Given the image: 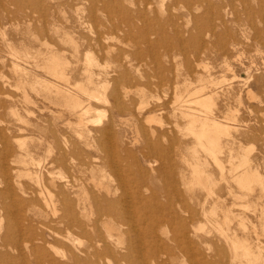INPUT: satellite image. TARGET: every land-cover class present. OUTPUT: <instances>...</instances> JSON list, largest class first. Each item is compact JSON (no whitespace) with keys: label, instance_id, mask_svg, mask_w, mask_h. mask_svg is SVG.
<instances>
[{"label":"rangeland","instance_id":"1","mask_svg":"<svg viewBox=\"0 0 264 264\" xmlns=\"http://www.w3.org/2000/svg\"><path fill=\"white\" fill-rule=\"evenodd\" d=\"M144 1L0 0V71L6 77H3V75H1L2 78L0 77V85H3L2 88L0 86L2 92L0 101L2 99L5 101V104L4 102L0 103V133L3 130L4 135L9 138L14 149L10 152L13 154L8 155V158L0 157V162H5V164H0V191L3 190V187L6 188L2 181L4 169H7L12 176V180L14 178L13 181L11 180L10 186L15 190H19L20 186L24 185V187L22 186L23 191L20 189V193L22 191L23 195L17 190L16 192L22 200L23 198L26 200H23L22 206L11 207L13 213L10 214V217H4L3 211L0 212V215L2 213V217L0 216L2 231L7 223L10 224L16 221L21 232L24 230V232H27L28 230V233L35 237L34 241L38 238L37 241L40 243H44L47 239L44 243L46 249L56 250L59 253H61L60 250L66 252L67 247L64 246V250L63 244L65 241L59 242L58 238L62 240L61 235L67 234L68 231L73 232L72 228L65 227L64 222L62 223L58 219L62 214V209L54 214L51 207L42 204L41 196L38 195L40 188H37L38 191L36 189V187H40L39 184L35 182L33 175L24 174L26 173V167H30L29 170L33 172L36 166L33 163L26 166L22 162L21 156L17 155L21 149L16 138L11 136V134L17 135L19 132L18 127H23V131L18 133L21 136L20 140L27 141L29 139L25 145L33 148L34 155L37 158L46 155V151H48L47 140L50 139L46 137L49 136V131L53 127L54 129L57 128L59 139H62L63 134L70 135L68 138H76L73 128L78 124V120L76 115L72 116L71 106H68V103L65 104L66 106L63 105L65 103L63 102L64 99L54 95L53 91L50 92L53 84H64L61 79L59 80L56 76L50 74V61L57 55L60 59L59 69L63 67L64 72H67L66 76L70 78L68 86L73 90L76 88L74 84L87 85L86 71L94 73L92 80L95 83H105L107 85L109 83V90L113 88L111 86L114 85V78L117 79L122 71L128 73L130 77L124 83L130 93L129 98L124 97L123 103L127 102L126 106L130 105L133 108L132 114L126 111L117 115L111 112L110 102L108 105L105 104V101L100 100V103H98L99 101L93 100L91 101L94 104L92 108L95 106L96 108L90 111L91 115L89 114V118H91L88 127L93 136L96 135L97 130L109 122L111 123L112 132L109 137L105 138V142L107 145L109 143L110 146L115 145L114 149L117 146L115 150L118 148L119 155L116 154V159H119L120 172L122 173L120 178L122 180L116 177L112 167L106 166L94 170L88 168L84 172L55 168L53 171L58 182L64 176L63 179L69 178L71 183L76 182L79 185H86L85 188H89L83 190L80 187H77L78 189L75 187L74 190H78L79 195H86L90 200L93 199L92 191H96L94 187L98 190L96 194H101L98 195L101 196L100 199L104 196L109 200L112 198L113 202L119 199L116 206L121 203L119 207L122 206V210L129 212L131 215L133 214L135 228L142 233L143 230H149L153 224L163 228L168 236L160 234L161 241L150 237L145 238L142 235L144 237L142 239L145 241L144 246H147L144 251H148L155 246V248L160 246L173 248L176 241H172L170 235L176 234L177 229L180 227L179 224L182 225L183 223L182 220L184 221L183 224L187 225L189 223L188 225L195 229V234L191 233L190 237L192 243L195 242L193 246L198 251L202 249V252L199 251V256L196 258V264H208L209 260H206L208 257L210 259L209 264L214 262V264H220L218 259L223 254L225 256L220 259L221 262H230L233 260L235 253L228 243L229 241L227 240V242L224 239L221 231L214 228V219L217 217L224 228L229 227V230L227 229L229 234L233 235L234 233L239 238L248 239L252 246L260 243L264 254V182L262 183L264 181V0ZM231 1L232 3H230ZM89 4L93 6L91 7ZM186 4L188 5L186 6ZM192 4L193 8L191 7ZM79 7L81 11H78ZM190 7L193 14L189 9ZM215 8L218 10L216 11ZM249 9L250 11H248ZM194 13L195 15L197 13L198 16H195ZM90 14H94L96 17L92 15L91 18ZM210 14L211 16H208ZM207 17H210L209 21ZM208 22L210 25L207 24ZM197 26L201 27H198V29ZM17 51L23 56L22 58L18 56ZM14 53L18 54L15 55ZM24 57L26 60H24ZM18 61L19 64L21 63L22 70H16V67H14V62ZM35 80L37 81L35 82ZM39 81L42 82V86ZM118 85L122 87V84ZM74 92L80 93L82 99L87 98L78 89ZM197 97H210L213 103L211 115L228 126V131L220 135L222 149L217 152V159L202 147L199 141L197 142L194 138L195 135L190 131L189 117H184L185 115L181 114L185 109H187L186 112L192 110L196 114L206 113L205 107L196 101ZM108 99L113 101L111 97ZM172 105L174 106L172 107ZM57 113L58 115H56ZM22 116L28 120L29 126L22 121ZM13 130L17 133L13 134ZM41 138H43V141L41 147H39L38 140ZM91 144V147H87L81 143L80 147L85 151L96 153L99 150L98 145L95 141H92ZM149 144L156 145V148L153 149ZM2 146L3 144L0 142V151H2ZM126 149L131 152L134 150L132 153H129L130 151L127 153L131 155L130 158L126 154ZM142 152L147 155L141 156ZM56 153L57 149L54 148L52 155ZM244 154L248 158L250 168L256 169L255 171L259 177L252 183L253 187L250 190L241 188L235 178L242 169L239 164ZM199 161L202 162V165ZM192 162H198L199 167L204 170L207 168L205 177L213 180L210 182L213 185L207 183V187L211 186L214 191H209V193L205 187V182L197 180L196 167ZM220 165L224 169L223 175ZM102 173L104 177H102ZM47 174L49 173L46 172V181L49 177ZM92 176L96 180L91 179ZM98 181H102L104 186L108 185L112 188L111 196L104 192L105 188L95 186L94 182ZM17 182L20 188H15ZM88 189L90 192H88ZM29 190L34 193L29 192ZM80 191H83V194ZM103 192L105 195H103ZM140 194H142L141 198ZM209 194H211V197L208 196ZM31 195H35L36 198L39 196L41 200H39V197L36 199L33 196L35 198V202H33ZM69 196L75 198V194L72 192ZM143 196L144 200L142 199ZM120 199L124 200L125 204L123 201L120 202ZM96 203L103 205V201L100 200ZM92 208L89 211L92 212L91 216L94 217L97 211L94 206ZM19 209H21V214L14 213ZM25 213L27 216H25ZM147 213L148 216L150 215L149 217ZM16 215H20V218L18 217L20 221ZM226 215H228V218L225 220ZM170 218H174L173 221ZM25 219L29 221L26 223ZM185 219L189 222H186ZM23 220L25 222H22ZM167 220L170 222V226ZM136 223H139L140 227H137ZM123 227H129V225L122 226V230H127L128 228L124 229ZM101 228L106 230L103 225H101ZM38 229L39 231H37ZM172 229H174V232ZM38 232H40L39 235H37ZM15 233L17 232L15 231ZM76 234L75 236L79 238V241L76 240L74 251L83 259L87 256V253L81 250L87 247V238L81 237L82 233H80V236L79 233ZM132 237L134 238V235ZM126 238L124 239L125 243H122L124 246L120 244L117 247L111 241V245L115 246V249H112L114 247L109 245L110 249L113 250L110 251L111 255L108 253L107 256L106 253L104 254L106 257L100 258V260L87 256V262L82 261V264H116L115 261L117 260L115 259H118L120 253L122 255L126 252L125 246L128 242ZM166 238L167 240H165ZM56 239L58 242L55 241ZM166 241L170 244H165L168 243ZM171 243H174V245L171 246ZM81 244L82 246H80ZM101 244L103 245L100 242L98 247L102 248ZM149 244L151 246H148ZM175 246L176 255L173 256V260L171 259L174 264H191L190 261H194L192 257L179 253L178 248ZM116 249L120 251L118 253L114 252L117 251ZM220 249L224 252L221 257L218 254ZM239 254H241V251ZM200 256L203 257L200 258ZM56 257L62 259L58 254H56ZM243 259L245 264H261L253 260H247L245 257ZM62 260L67 261L66 259ZM93 260H96V262ZM18 261L21 262V260H16L11 264H22ZM25 261L27 262V260ZM122 261H119V263L123 264ZM235 261L238 262L239 259ZM29 262L34 264L33 259H28V264ZM3 264H10V262L5 261ZM124 264H126V261H124Z\"/></svg>","mask_w":264,"mask_h":264},{"label":"bare ground","instance_id":"2","mask_svg":"<svg viewBox=\"0 0 264 264\" xmlns=\"http://www.w3.org/2000/svg\"><path fill=\"white\" fill-rule=\"evenodd\" d=\"M146 1V0H145ZM144 1V2H145ZM185 1V0H184ZM188 1V0H187ZM194 1V0H193ZM192 1V2H193ZM196 1V0H195ZM202 2V0H200ZM210 1V0H208ZM242 1V0H241ZM246 1V0H245ZM250 1V0H249ZM91 2V1H90ZM89 2V3H90ZM149 2V1H148ZM198 2V1H196ZM195 2V3H196ZM92 3V2H91ZM187 3V2H186ZM232 3V1L230 2ZM242 3V2H241ZM94 4V2L92 3ZM97 4V3H96ZM95 4V6H97ZM146 4V3H145ZM194 4V2H193ZM193 4H192V8H193ZM214 4V3H213ZM248 4V3H247ZM246 4V5H247ZM90 5V4H89ZM89 5L87 6L89 8ZM188 4H186L187 6ZM190 5H191V1H190ZM196 5V4H195ZM244 5V4H243ZM250 5V4H249ZM91 6V5H90ZM93 6V5H92ZM91 6V7H92ZM147 6V5H146ZM214 6V5H212ZM217 6V5H216ZM215 6V7H216ZM264 6V5H263ZM191 7L189 9H191ZM210 7V6H209ZM96 8V7H95ZM212 8V7H211ZM247 8V7H245ZM249 8V7H248ZM261 8V6H260ZM77 9V7H76ZM83 9V8H82ZM96 10V9H95ZM212 10V9H211ZM216 10V8H215ZM218 10V9H217ZM216 10V11H217ZM78 11H81L80 10V7L78 9ZM84 11V10H83ZM88 11H90V9H88ZM93 11V10H91ZM250 11V9L248 10ZM98 12V11H96ZM142 12V11H140ZM219 12V11H218ZM263 12V11H262ZM94 13V12H93ZM191 13H192V9H191ZM264 13V12H263ZM89 14V13H88ZM97 14V13H96ZM140 14V13H139ZM143 14V13H142ZM141 14V16H142ZM152 14V13H151ZM193 14V13H192ZM261 14V13H260ZM94 15V14H92ZM92 15L90 14L91 18H92ZM195 15V13H194ZM206 15V14H205ZM218 15V13H217ZM262 15V14H261ZM264 15V14H263ZM89 16V15H88ZM89 16V17H90ZM95 16V15H94ZM195 16H198L197 13ZM208 16H211L208 15ZM219 16V15H218ZM96 17V16H95ZM139 17V16H138ZM193 17V16H191ZM189 17V18H191ZM201 17V16H200ZM141 18H144V17H141ZM197 18V17H196ZM195 18V19H196ZM199 18V17H198ZM197 18V19H198ZM210 18V17H209ZM207 17V20L209 19ZM263 18V17H262ZM193 19V18H192ZM194 19V20H195ZM264 19V18H263ZM201 20V19H200ZM203 20V19H202ZM201 20V21H202ZM206 20V19H204ZM209 21V20H208ZM211 21V19H210ZM205 22V21H203ZM198 23V22H197ZM207 24L210 25V23L208 22ZM206 24V25H207ZM200 25V24H198ZM202 25V23H201ZM208 25V26H209ZM196 27V26H195ZM200 28L201 26H197V28ZM203 27V25H202ZM210 27V26H209ZM208 27V28H209ZM198 28V29H199ZM213 28V27H212ZM213 30V29H212ZM133 31V30H132ZM131 31V32H132ZM144 35V34H143ZM145 36V35H144ZM144 38V37H143ZM147 38V37H146ZM148 39V38H147ZM150 41V40H149ZM182 41V40H181ZM147 42V41H146ZM155 43V42H154ZM184 43V42H183ZM6 48V47H5ZM13 52V51H12ZM14 52H16L14 50ZM18 52V51H17ZM19 53V52H18ZM18 53H14L15 55L18 54ZM15 55L13 56L15 58ZM24 56L26 54H23ZM18 56L20 57L21 54L19 53ZM23 56H21L22 58ZM30 57V56H29ZM135 58V57H134ZM1 60V59H0ZM3 60V59H2ZM17 60V58H16ZM19 60V59H18ZM24 60L25 57H24ZM89 60V59H88ZM21 61V60H20ZM62 61V60H61ZM51 75H54L56 76L59 80L61 79L64 84L61 85L59 83L57 84H53V87L50 88V92L53 91L56 95L58 96L59 98L62 97L64 100L63 102H65L63 105H65L66 103H68L67 105L68 106H71L70 108V111L71 109L73 110V115H76L77 117V120H78V126L76 125L75 127V124H74V127L73 130L75 132V137L76 138H68L69 136L67 135H62V139L58 137V132L56 131V129H54V127L52 129H50L49 131V136L46 137V138H50L47 140V144H48V151H46V155L44 157H35L34 155V151H33V148H30L28 145H25L27 143V141L25 140H20L21 139V136L18 135L19 132L23 131V127H18V133L17 132H14L13 130V134L14 133H17V135H12L11 136H14V138H16L17 142H18V145L20 147V152L19 154L17 153L18 156H21L22 158V162L28 166L29 164L33 163L35 166H36V169L31 172V170H29L28 167H26V173H24L25 175L27 174L28 176L29 175H33L34 176V180H36L35 182L39 184L40 187H36L37 188H40L39 190V194L37 192L38 195L41 196V199L39 197V200H41V202L43 201V205H46V206H49L51 207L53 213L57 214V211L58 210H61L62 209V214L58 217L59 221H62L63 224H65V227L67 228H72V231H68L67 234H63L61 235L62 236V240H59L60 241H65V243L63 244V249L65 247H67V251L66 252H63L60 250V252L62 253H59V251H51L50 249H46V245L44 244L46 241H44V243H40L37 241L38 238H36V240L34 241V236L31 234V233H28V230L27 232H24L22 231L21 232V229H20V226L17 225L16 221L14 222H11L9 221L10 224H6L4 230L2 231V222H1V217H2V213H1V217H0V264L5 261H8L11 263H14L16 260H21L22 264H28V259H33V263L34 264H82V261L84 262H87L88 260V257L87 256H91V257H95L96 260H100V258H103V257H106L104 256V254H106L108 256V253L109 255L110 254V251L112 249H115V246L114 245H111V241L115 243V245L118 247L120 244H122L124 242V239L128 236V238H126V240L128 241L127 242V245L125 246V249H126V252L124 254L121 255L120 253V256L118 257V259H115L117 261L116 264H120L119 261H126V264H149V263H152V264H174L171 259L173 260V256L176 255V252H175V248H178V252L181 253L182 255H187L189 257H192V259H194V261H190L192 262L191 264H196V258L197 256H199V251L200 253L202 252L200 249L199 251L193 246V242L192 243V240H191V233L195 234V229H192L190 227V225H185L183 224L184 221H182L181 219V224L180 227L177 229L176 231V234L174 235H170V237L172 238L171 240L173 241H176V244L174 245V243L172 244L171 243V246L172 247H169V246H163V247H152L150 248L148 251H144V248L146 247L147 249V246H144V237L145 238H152V239H157V240H160L161 238L160 237V234H166V231L159 227V225H151L150 229L149 230H143L144 232L142 233L139 229L135 228V223H134V219H133V214H129V212H126L125 210H122L121 208H123L121 206V208L119 206H116V203L119 202V199H117L118 201H115L113 202L112 201V198L109 200L107 199L105 196L104 198L100 199V197L98 195H101L100 193H98V195L96 194L97 193V188L94 187V189H96L95 192L92 191V194H93V199L94 200L92 202V200L89 199V197H87L86 195H79L77 193L78 190H74V188L76 187V189H78L79 187L82 188L83 190L84 189H87L85 188L86 185L84 184H76V182H72L71 183V179L69 180V178L67 179H63L64 176H62L61 180L58 182L55 178V175H54V169L55 168H64L66 169V171L68 170H71V171H77V172H84L86 171V169L90 168L91 170H94L96 168H102V167H106V166H110L112 167L113 169V172L115 173L116 177L117 178H120L122 177V173L120 172V164H119V159L117 160L116 159V154H118V148L117 150L116 147L114 149V146H110L109 143L107 145V143L105 142V138L106 137H109L111 135V132H112V125L111 123L109 122L107 125L103 126L101 129L97 130L100 134V136L97 135V131H96V135H91L90 133V129L88 127V123L90 121V118H89V114L91 113L90 111L93 109V108H96L92 106L94 105L91 101H99L98 103H100V100L102 101H105L106 103L105 104H108L109 105V102L111 104V112H113L114 114H117V115H120L121 113L123 112H128V113H133V108L129 105V106H126V104H128L127 102L124 104L123 103V99H125L126 97H128L129 95V90L127 89V86L125 85L124 81L126 82L130 75L128 76V73L126 74L124 71H120L121 74L120 76H118V78H114L113 80V83L114 85L111 86V90L108 89V85L105 84H99V83H95L94 80H92V77H94V73L92 71V73H90L89 71H86L87 72V77H86V80H87V85H82L81 84H74L76 85V88H74V90L78 89L81 91L82 95H86V99H82L81 96H80V93L78 94L77 92H74L73 89H71L68 85L70 84V78L66 76V73L64 72L63 70V67H60L59 69V64H60V59H59V56L55 55L53 57V59H51ZM156 62V61H155ZM64 63V62H62ZM95 63V62H94ZM3 64V63H2ZM21 64V63H20ZM20 64H19V61L18 62H14V67H16V70H22V68L20 67ZM12 66V65H11ZM12 67V68H14ZM22 67H23V64H22ZM1 68V66H0ZM25 68V67H24ZM23 68V69H24ZM65 68V67H64ZM28 70V69H27ZM49 70V69H48ZM2 71H0V77L2 78L1 75H3V77H5V75L1 74ZM24 72V71H23ZM31 72V71H30ZM85 72V71H84ZM18 74L21 75V73H19L17 71ZM107 73H110V72H107ZM24 74V73H23ZM22 74V75H23ZM86 75V74H85ZM99 75V74H98ZM109 75V74H108ZM113 75V74H112ZM117 75V74H116ZM96 76V75H95ZM20 77V76H19ZM100 77V76H99ZM109 77V76H108ZM6 78V77H5ZM113 78V77H112ZM20 79V78H19ZM22 79V78H21ZM57 79V80H58ZM94 79V78H93ZM110 79V77H109ZM49 80V79H48ZM98 80V79H97ZM106 80V79H105ZM4 80L2 79V82ZM37 80H35L36 82ZM99 81V80H98ZM130 81V80H129ZM40 82V81H39ZM47 82V80H46ZM45 82V83H46ZM49 82V81H48ZM52 82V81H51ZM107 82V81H106ZM109 82V81H108ZM6 83V82H5ZM4 83V84H5ZM38 83V82H37ZM42 82H40L39 84L41 85ZM55 83V82H54ZM128 83V82H127ZM131 83V81H130ZM7 84V83H6ZM47 84V83H46ZM112 84V83H111ZM118 84H122V87H119ZM185 84V83H184ZM93 85V86H91ZM1 86V85H0ZM3 86V85H2ZM1 86V88H2ZM10 86V85H9ZM42 86V85H41ZM5 87V86H4ZM110 88V87H109ZM5 89V88H4ZM3 89V90H4ZM45 89V88H44ZM38 90V89H37ZM200 90V89H199ZM5 92V91H4ZM3 92V93H4ZM49 92V90H48ZM2 92L0 91V94ZM7 94V92H5ZM38 93V92H37ZM253 94V93H252ZM38 95V94H37ZM48 95V94H47ZM132 95V94H131ZM29 97V96H28ZM83 97V96H82ZM111 97L113 101H110L108 98ZM125 97V98H124ZM129 98V97H128ZM131 98V96H130ZM198 99L196 100L200 105L204 106L205 109H206V113H200V114H196L195 112H193L192 110L191 111H188L186 112L185 109L183 108L184 112L181 114L185 115L184 117H189V127H190V131L191 133H193L195 136L194 138H196L197 142L199 141V143L202 145V147H204L212 156L215 157V159H217L218 155H217V152L221 151V146H220V135L222 133H226L228 131V126L218 120H216L215 117H213L211 115V112H212V100L210 97H206V98H201V97H197ZM131 100V99H130ZM126 101V100H125ZM1 102H4L5 104V101L2 99L0 101ZM86 102V103H85ZM56 103V102H55ZM59 103V102H58ZM96 103V102H95ZM97 103V104H98ZM187 103V102H186ZM181 104V103H180ZM3 105V104H2ZM62 105V106H63ZM104 105V104H103ZM66 106V105H65ZM174 105H172L173 107ZM107 107V106H106ZM131 107V108H130ZM67 108V107H66ZM100 108V107H99ZM109 108V109H110ZM181 108V107H180ZM13 109H16V108H13ZM12 109V110H13ZM177 109V108H176ZM175 109V110H176ZM66 111H68L67 109H65ZM64 110V111H65ZM95 110V109H94ZM98 110V109H97ZM107 110V109H105ZM178 110V109H177ZM57 111V110H56ZM55 111V112H56ZM104 111V110H103ZM142 111V109H141ZM16 112V111H15ZM58 112V111H57ZM69 112V111H68ZM93 112V111H92ZM106 112V111H105ZM140 112V110H139ZM59 113V112H58ZM58 113L56 115H58ZM61 113V112H60ZM63 113V112H62ZM72 113V111H71ZM19 114V113H18ZM141 114V113H140ZM71 115V114H69ZM91 115V114H90ZM18 116V115H17ZM20 116V114H19ZM127 116V115H126ZM23 117V116H22ZM74 117V116H73ZM72 117V118H73ZM25 117H23L22 121L27 123L28 124V120L24 119ZM57 118V116H56ZM54 118V119H56ZM71 118V117H70ZM68 119V118H67ZM66 120V122H68ZM57 120V119H56ZM71 120V119H69ZM99 120V119H98ZM113 120V119H112ZM223 120V119H222ZM76 121V119H75ZM65 122V123H66ZM24 123V124H25ZM69 123V122H68ZM66 123V124H68ZM73 123V122H72ZM26 124V125H27ZM151 124V123H150ZM25 125V126H26ZM149 125V124H148ZM177 125L179 126V124L177 123ZM29 126V124H28ZM64 126V125H63ZM170 126V125H169ZM73 127V126H71ZM49 128V127H48ZM51 128V127H50ZM9 129V128H7ZM186 129V128H185ZM96 130V128H95ZM72 131V129H71ZM154 131V130H152ZM151 131V132H152ZM2 133H0V142L1 144H3V148H2V151H0V157L4 156V157H7L8 155L10 156V154H13V153H10L12 152L13 149V144L10 143L9 141V138H7L4 133H3V130H1ZM67 136V137H66ZM155 136V135H154ZM42 137V136H41ZM114 138V137H113ZM39 141V144L38 146L41 147V144H42V141H43V138H41ZM46 141V140H45ZM96 142V144L98 145V151L96 153H91V152H88V151H85L83 149H81L80 147V144H84L85 146H90L91 147V142ZM137 141V140H136ZM134 141V142H136ZM158 141V140H157ZM138 142V141H137ZM152 142V141H151ZM115 143V142H114ZM30 145V144H29ZM136 145V144H135ZM145 145V144H144ZM120 146V145H119ZM149 146L154 149L156 148V145H150ZM198 146V145H197ZM47 147V146H46ZM54 148L57 149V153L52 155V152L54 151ZM147 148V147H146ZM47 149V148H46ZM120 149V148H119ZM124 149V148H123ZM130 150L132 148H129ZM150 149V148H149ZM128 149H126L127 151ZM129 150V151H130ZM125 151V152H126ZM127 151L126 154L129 152ZM134 151V150H133ZM132 151V152H133ZM137 151V150H136ZM142 151V150H141ZM145 151V150H143ZM156 151V150H155ZM154 151V153H155ZM204 151V150H203ZM100 152V153H99ZM131 151L129 153H132ZM244 152V151H243ZM182 153V152H181ZM15 154V153H14ZM142 155L141 156H146L147 154L142 152L141 153ZM119 155V154H118ZM121 155V153H120ZM125 155V154H124ZM128 155V154H127ZM139 155V154H138ZM157 155V154H156ZM195 155V154H194ZM8 156V157H9ZM15 156V155H14ZM129 158H130V154L128 155ZM127 156V157H128ZM231 156V155H230ZM7 157V158H8ZM134 157V156H133ZM133 157H131L133 159ZM242 157V156H241ZM6 158V159H7ZM15 158V157H13ZM12 158V159H13ZM18 158V157H17ZM126 158V157H125ZM232 158V156H231ZM136 159V158H134ZM139 159V158H138ZM214 159V160H215ZM128 160V159H126ZM140 160V159H139ZM207 160V159H206ZM21 161V160H20ZM134 161V160H132ZM156 161V159H155ZM198 161V160H197ZM16 162H18L16 160ZM128 162V161H127ZM131 162V161H130ZM129 162V163H130ZM151 162V161H150ZM3 163L0 162V164ZM135 163V162H134ZM140 163V162H138ZM193 163V162H192ZM197 163V165H196ZM194 162L193 164H195V167H196V171L195 173L196 174V178L197 180L199 181H204L205 182V187L207 189V191H212V185L210 182H212L213 180L211 178H207L205 177V170L207 169H203L201 167H199L200 165H202L198 162ZM5 164V162L3 163ZM132 164V162H131ZM150 164V163H149ZM206 164V163H205ZM48 165V166H47ZM4 166V165H3ZM204 166V164H203ZM206 166V165H205ZM221 167V173L222 175L224 174V169H223V166L220 165ZM239 166H242V169H240V172H238V174L236 175V180L238 181L239 185L241 188H247L248 190L252 189V183L254 181L257 180V172L255 170H253L252 168H250L249 166V163H248V158L245 156V154L243 155L242 159H241V162L239 164ZM238 166V167H239ZM109 167V168H110ZM1 168V166H0ZM6 168V166H5ZM137 168H139L137 166ZM111 169V168H110ZM234 169V168H233ZM104 170V169H103ZM140 170H141V166H140ZM49 173L47 175H49V177L47 178V181H46V172ZM102 171V170H100ZM207 171V170H206ZM56 172V171H55ZM232 172V171H231ZM72 173V172H71ZM74 173V172H73ZM140 173V172H139ZM23 174V175H24ZM61 174V172H60ZM69 174V173H68ZM209 174V173H208ZM207 174V175H208ZM63 175V174H62ZM65 175V174H64ZM67 175V174H66ZM71 176V175H70ZM69 176V177H70ZM94 176V175H93ZM91 177V179H93L94 177ZM211 176V175H209ZM68 177V176H66ZM72 177V176H71ZM101 177V176H100ZM102 177L103 176V173H102ZM170 178V177H169ZM168 178V179H169ZM222 178H225V177H222ZM259 178V177H258ZM31 179V178H29ZM97 179H99L97 177ZM121 179V178H120ZM171 179V178H170ZM11 180H12V176L10 175V173L8 172L7 169H4V175H3V183H4V186L6 187L4 189L3 187V190L0 191V212L3 211V216L4 217H10V214L12 215L13 211H11V207L12 206H16V205H21V203H23V200L21 198V196L16 192L15 189H13L10 184H11ZM14 180V178H13ZM12 180V181H13ZM16 180V179H15ZM20 180V179H19ZM33 180V181H34ZM93 180H96V179H93ZM122 180V179H121ZM73 181V180H72ZM172 181V180H171ZM215 182V181H214ZM264 181H262L263 183ZM16 183V182H15ZM22 183V182H21ZM35 183V184H36ZM95 183V186H97L98 188H105V191L104 192H107L109 195L112 191V188H110L108 185L107 186H104V183H102V181H98V182H94ZM207 183H209L211 186L207 187ZM18 182H17V186H15V188L19 187L18 186ZM23 184V183H22ZM108 184V183H107ZM118 186H119V182L117 183ZM15 185V184H14ZM124 185V184H123ZM122 185V186H123ZM24 187V185H22ZM22 186H20L19 188L22 190L24 188H22ZM37 186V185H36ZM94 186V185H93ZM121 186V187H122ZM78 187V188H77ZM264 187V185H263ZM27 188V187H26ZM31 188V187H30ZM91 188V187H90ZM20 189L17 190L19 191L20 193ZM81 189V190H82ZM92 189V188H91ZM125 189V188H124ZM1 190V189H0ZM70 190V191H69ZM126 190V189H125ZM138 190V189H137ZM23 191V190H22ZM22 191L20 194H22ZM38 191V189H37ZM86 191V190H85ZM141 191V190H140ZM214 191V190H213ZM29 192H33V191H30ZM72 193L75 194V198H71L69 195ZM83 191H80V193H82ZM88 192L89 189H88ZM103 192V195H105ZM117 192V190H116ZM115 192V193H116ZM125 192V191H124ZM123 192V193H124ZM34 193V192H33ZM32 193V194H33ZM95 193V194H94ZM114 193V194H115ZM210 193V192H209ZM212 193V192H211ZM36 194V196H37ZM83 194V193H82ZM92 194L90 195L92 197ZM117 194V193H116ZM139 194V193H138ZM137 194V196H138ZM23 195V194H22ZM29 195V194H28ZM140 198L142 197V194H140ZM236 195V194H235ZM238 195V194H237ZM25 196V195H24ZM23 196V197H24ZM35 197V195H33ZM31 195V197H33ZM99 198H98V197ZM111 196V195H110ZM208 196L211 197V194H209ZM242 196V195H241ZM25 197H29V196H25ZM33 197V202L34 198ZM37 197V198H38ZM108 197V196H107ZM36 198V199H37ZM110 198V197H109ZM118 198V197H117ZM123 198V197H121ZM139 198V199H140ZM31 199V198H29ZM144 200V196L142 198ZM28 200V199H27ZM38 200V202H39ZM103 201V205H100V204H97L96 202L98 201ZM142 200V201H143ZM26 201V200H24ZM31 201V200H30ZM125 204L124 200L120 199V202H122ZM29 202V200H28ZM37 202V201H36ZM205 202V201H204ZM25 203V202H24ZM101 203V202H100ZM142 203V202H141ZM140 203V204H141ZM148 203V202H147ZM41 204V203H40ZM41 204V206H43ZM58 204H60V206H58ZM25 205V204H24ZM30 205V204H29ZM123 205V204H122ZM22 206V205H21ZM36 206V205H35ZM92 206H94L96 208V214L94 217L91 216L92 212L89 211L91 210ZM126 206V205H124ZM147 206V205H146ZM37 207V206H36ZM20 208V207H18ZM17 208V209H18ZM23 208V207H21ZM25 208V207H24ZM31 209L33 207H30ZM42 208V207H41ZM90 208V209H89ZM50 209V210H51ZM93 209V208H92ZM126 209V208H124ZM15 210V209H14ZM24 210V209H22ZM127 210V209H126ZM130 210V209H129ZM133 210V209H132ZM17 211V210H16ZM14 212L16 214H21V209H19L17 212ZM25 211V210H24ZM30 211V210H29ZM35 211V210H33ZM38 211V210H36ZM51 211V212H52ZM94 211V209H93ZM39 212H40V209H39ZM137 212V211H136ZM31 213V212H30ZM34 213V212H33ZM42 213V212H41ZM61 213V212H60ZM149 213V212H148ZM148 213H147V216H148ZM171 213V212H170ZM59 214V213H58ZM172 214V213H171ZM195 214V213H194ZM15 215V214H14ZM137 215V214H136ZM145 215V214H144ZM192 215V213H191ZM17 216V215H16ZM25 216L26 213H25ZM35 216V215H34ZM58 216V215H57ZM139 216V215H138ZM150 216V215H149ZM148 216V217H149ZM170 217V215H168ZM176 216V215H175ZM183 216H188V215H183ZM182 216V218H184ZM193 216V215H192ZM196 216V215H195ZM13 217V216H12ZM11 217V218H12ZM20 218V215L17 216V218ZM55 217V216H54ZM143 217V216H142ZM177 217V216H176ZM189 217V216H188ZM230 217V216H229ZM16 218V217H14ZM13 218V219H14ZM18 218V219H19ZM29 218V217H28ZM32 218V217H30ZM36 218V217H34ZM38 218V217H37ZM57 218V217H56ZM161 218V217H160ZM178 218V217H177ZM192 218V217H190ZM194 218V217H193ZM213 218V217H212ZM228 218V215H226L224 217V219L226 220ZM10 220V218H8ZM139 219V218H138ZM148 219V218H147ZM157 219V218H156ZM162 219V218H161ZM165 219H166V216H165ZM168 219V217H167ZM172 219V218H170ZM174 219V218H173ZM172 219V221H173ZM187 219V218H186ZM185 219V221H186ZM214 219V218H213ZM238 219V218H237ZM4 220H6V218H4ZM4 220H2L3 222H5ZM21 220H22V217H21ZM26 220V223L27 219ZM190 220V219H189ZM229 220V219H228ZM245 220V219H244ZM20 221V219H19ZM36 222V220H34ZM53 221V220H52ZM147 222V220H145ZM149 221V220H148ZM150 221L152 222V220L150 219ZM163 221V220H161ZM160 221V222H161ZM168 221V220H167ZM176 221V220H175ZM8 222V221H7ZM22 222H25L24 220ZM155 222V221H154ZM164 222V221H163ZM169 222V221H168ZM186 222H189V221H186ZM25 223V225H26ZM30 223L32 224V221L30 220ZM34 223V222H33ZM174 223V222H173ZM21 224V223H20ZM23 224V223H22ZM38 224H40L38 222ZM137 224V227H140L139 223H136ZM144 224V223H143ZM159 224H162V223H159ZM168 224V223H167ZM172 224V222H171ZM178 224V223H177ZM191 224V222H190ZM29 225V224H28ZM27 225V226H28ZM36 225V223L34 224V226ZM101 225H103L105 227L106 230H102L101 228ZM123 225H129V227H125V228H128L127 230H122V226ZM150 225V224H149ZM176 225V224H175ZM158 226V227H156ZM161 226V225H160ZM169 226H170V222H169ZM173 226V224H172ZM199 226V225H198ZM214 228L218 229L219 231H221L222 235L224 236V239L230 244V246L232 247V250L233 252L235 253L234 256H233V260L230 261V262H221V258H223L225 255L223 254V250L220 249L219 251V255L220 257L223 256L218 259L220 261V264H245L244 263V257L247 259V260H253L255 262H259L261 264H264V254H263V247L260 243H257L255 246H252L251 243L249 242L248 239H242V238H239L236 234L233 233V235L230 233H228L229 231H227V229L229 227H225L222 226L219 222V220L217 219V217L214 219V224H213ZM228 226V225H227ZM23 227V225H22ZM26 227V226H25ZM147 227V226H146ZM174 227V226H173ZM176 227V226H175ZM24 228V227H23ZM124 228V227H123ZM124 228V229H125ZM27 229V228H26ZM50 229V228H49ZM43 230V229H42ZM176 230V229H175ZM229 230V229H228ZM15 231L17 233H15ZM35 231V230H34ZM39 231V229L37 230ZM46 231V230H45ZM44 231V233H45ZM52 231V230H51ZM55 231V229H54ZM53 231V232H54ZM67 231V230H66ZM172 231L174 232V229H172ZM31 232H32V229H31ZM57 232V230H56ZM54 232V233H56ZM172 232V234H173ZM40 232H38L37 235H39ZM51 233V232H50ZM59 233V232H58ZM66 233V232H65ZM76 233H79L78 235L80 236V233H82L81 237H86L87 238V247L85 249H82L81 251L87 253V256L83 259H81V257L78 256V254L74 251V246L76 245V240H78L79 238H77V236H75ZM36 234V233H34ZM42 234V232H41ZM52 234V233H51ZM62 234V233H61ZM36 235V236H37ZM44 236V234H42ZM53 235V234H52ZM57 235V234H56ZM77 235V234H76ZM127 235V236H126ZM132 235H134V238L132 237ZM144 237H143V236ZM41 236V235H40ZM60 236V234H59ZM60 236V237H61ZM77 238L75 239L74 238ZM78 236V237H79ZM126 236V237H125ZM168 236V235H167ZM45 237V236H44ZM164 237V236H162ZM55 238V236H54ZM143 238V239H142ZM170 239V238H169ZM41 240V238H40ZM81 240V239H80ZM125 240V241H126ZM167 240V238L165 239ZM57 241V239L55 240ZM79 241V240H78ZM109 241V242H108ZM161 241V240H160ZM159 241V242H160ZM49 242V241H48ZM47 242V243H48ZM58 242V241H57ZM57 242H53L54 244L57 243ZM100 242L103 243L102 245V248L101 247H98ZM147 242V241H146ZM149 242V241H148ZM147 242V243H148ZM168 242V241H166ZM171 242V241H170ZM51 243V242H50ZM63 243V242H62ZM61 243V244H62ZM110 243V244H109ZM125 243V242H124ZM123 243V244H124ZM152 243H154L152 241ZM164 243V241H163ZM197 243V242H196ZM58 244V243H57ZM56 244V245H57ZM113 244V243H112ZM122 244V245H123ZM146 244V243H145ZM156 244V243H155ZM154 244V245H155ZM158 244V243H157ZM165 244H170L169 242L168 243H165ZM60 245V244H59ZM58 245V246H59ZM85 245V244H84ZM83 245V246H84ZM111 245L112 249H110L111 247L109 246ZM153 245V244H152ZM54 246V245H53ZM62 246V245H61ZM65 246V247H64ZM82 246V244L80 245ZM124 246V245H123ZM148 246H151L150 244ZM159 246V245H158ZM121 247V246H120ZM141 247V248H140ZM198 247V246H196ZM47 248H50V247H47ZM52 248V247H51ZM73 248V249H72ZM62 249V248H61ZM77 249V248H76ZM121 249V248H120ZM141 249V250H139ZM209 249V247H208ZM65 250V249H64ZM117 251H114L116 253H118V249H116ZM123 250V249H122ZM204 250V249H203ZM211 250V249H210ZM113 251V250H112ZM125 251V250H124ZM140 251V253H139ZM208 251V250H207ZM241 251V254H239ZM209 252V251H208ZM211 253V252H209ZM56 254H58L59 256L62 257V259H66L67 261L65 260H62L60 257H56ZM203 254V253H202ZM201 254V255H202ZM207 254V252H206ZM102 255V257H101ZM237 255H239V257H237ZM113 256V255H112ZM116 256V254H115ZM186 256V257H187ZM204 256V254H203ZM202 256V257H203ZM211 256V255H210ZM90 257V258H91ZM200 256V258H202ZM213 257V256H212ZM110 258V257H109ZM114 259V256L112 257ZM117 258V257H115ZM209 258V257H208ZM206 259V260H209V263H210V259ZM239 261H235V260H238ZM106 259V258H105ZM205 260V258H203ZM217 259H215L217 261ZM27 260V262L25 261ZM70 260V261H69ZM90 260V259H89ZM96 260H93L94 262H96ZM110 260V259H109ZM108 260V261H109ZM214 260V259H213ZM30 261V260H29ZM124 261L123 264H124ZM187 261V262H189ZM200 261V260H199ZM235 261V262H234ZM19 262V261H18ZM19 262V263H21ZM107 262V261H106ZM206 262V261H205ZM93 263V262H92ZM101 263V262H100ZM185 263V262H184ZM199 263V262H198ZM208 263V261H207ZM208 263V264H209ZM215 263V262H214ZM212 263V264H214ZM218 263V261H217ZM30 264V262H29ZM97 264V263H95ZM107 264V263H106ZM187 264V263H186ZM201 264V263H200ZM204 264V263H203ZM206 264V263H205Z\"/></svg>","mask_w":264,"mask_h":264}]
</instances>
